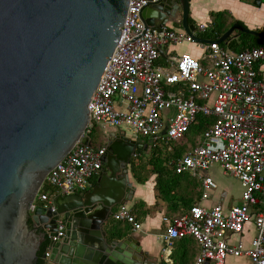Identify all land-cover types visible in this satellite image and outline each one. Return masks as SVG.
<instances>
[{
  "label": "water",
  "instance_id": "obj_1",
  "mask_svg": "<svg viewBox=\"0 0 264 264\" xmlns=\"http://www.w3.org/2000/svg\"><path fill=\"white\" fill-rule=\"evenodd\" d=\"M128 6L129 0H0V264H38L59 221L65 235L51 247V264L144 263L132 237L121 240L106 229L113 207L133 199L128 170L136 150L147 146L123 130L108 131L96 187L58 196L54 213L40 206L31 211L49 173L74 146L93 147L85 135L88 106ZM141 17L146 27L178 23L196 42H210L194 34L188 0L150 3ZM235 30L264 39L236 23L217 41ZM31 218L46 231L31 227Z\"/></svg>",
  "mask_w": 264,
  "mask_h": 264
},
{
  "label": "built area",
  "instance_id": "obj_2",
  "mask_svg": "<svg viewBox=\"0 0 264 264\" xmlns=\"http://www.w3.org/2000/svg\"><path fill=\"white\" fill-rule=\"evenodd\" d=\"M160 0H129L128 12L119 42L107 69L89 103L91 128H116L133 140L159 141L182 139L196 123L198 115L214 121L202 132L200 143L173 161L178 174L197 176L219 166L223 173L243 187L241 203L225 214L221 205L205 208L193 205L181 216L173 217L164 241L171 248L176 240L193 237L200 246L194 264H226L228 256H248L252 264H264V47L229 51L217 40L196 42L186 32L167 25L146 27L141 13L150 3ZM200 32L207 26L201 25ZM182 43H196L203 51L204 65L191 54L172 56L169 66L157 64L161 51ZM105 148L93 150L79 141L67 157L49 173L31 205L56 212L60 195L83 193L103 167ZM53 192L44 189L45 184ZM207 199L216 188L212 177L203 178ZM256 207V236L250 249L243 243L230 245L226 233H241ZM115 221H125L140 230L141 224L131 209L121 206ZM65 235L58 222V233L49 235L45 264H51L52 245ZM165 248V262L171 263Z\"/></svg>",
  "mask_w": 264,
  "mask_h": 264
},
{
  "label": "crops",
  "instance_id": "obj_3",
  "mask_svg": "<svg viewBox=\"0 0 264 264\" xmlns=\"http://www.w3.org/2000/svg\"><path fill=\"white\" fill-rule=\"evenodd\" d=\"M188 1V22L195 26L194 34L197 37L209 40L207 37L203 36V33L205 32H200L199 27L205 25L208 28L207 31L209 33L212 32L213 28L210 25L212 24V21L218 17H216L218 14H221L223 18V21H219L223 34H225L229 28L236 23L243 25L248 30L264 34V0H261L260 4H255V0ZM167 26L177 32H185L181 24L174 23ZM243 34L249 36L243 37ZM218 39L219 38H217V40ZM222 43V47L234 52L245 50L246 47L244 44L253 45L257 43L261 44V46L258 47H264V39L240 30H235L232 35L227 37ZM179 48L181 50H179ZM183 53L191 54L204 65L210 63L203 59V51H201L194 43H182L164 48L160 61L157 64L167 67L169 66V61L172 56H179ZM260 70L264 74V65H261ZM107 131L119 132L121 130L108 128ZM152 151L153 149L149 150L146 156L149 157ZM128 173L130 181L134 186V194L133 199L128 201L125 206L129 207L132 213L136 216L137 221L141 224V229H135L134 226L128 222L114 220L113 215L121 206H123L121 204H117L113 207V214L108 221L106 229L112 228L111 233L114 232L117 236H121V238H119L121 240L132 237L130 245L134 246L141 252L142 258L144 259L143 264H157L159 262H161L160 264H167L165 262L167 256L165 257V255L169 254V252L166 254L164 251L165 248H167L164 236L167 225L174 216L186 214L195 204H200L205 208H213L216 205H221L225 214H228L234 205L241 203V194L243 191L242 184L238 180L224 174L219 166H214L207 171H201L197 176H194L191 173H186V175H190L191 178L195 179V183L198 182L199 184L197 188L194 187L193 184L187 187V189L193 190L194 192L191 195L193 202L192 204L187 205V207L181 203L179 200L180 197H177V199L175 197V201L172 203L160 199L159 193L155 190V175L145 183H138L134 178L131 166L129 167ZM206 176L213 178L216 183V188L210 191L209 198L203 199L204 188L202 183L203 178ZM97 185L98 176L92 180V187L90 190ZM186 186L187 184H181L179 188H177V191L182 192L183 194V192L186 191ZM174 203L178 206L177 212H173L169 208L171 204L174 205ZM257 209L258 208L256 207L252 209L251 218L245 224L241 233H226V240L230 245L243 243L245 249H250L252 240L257 232L255 224V214ZM167 249H169L171 253L170 264H194L196 258L200 254V246L192 237H187L186 242L182 244L180 243V240L174 241L172 247ZM175 257L178 262L175 260ZM226 264H252V261L246 255L240 257L228 256Z\"/></svg>",
  "mask_w": 264,
  "mask_h": 264
},
{
  "label": "trees",
  "instance_id": "obj_4",
  "mask_svg": "<svg viewBox=\"0 0 264 264\" xmlns=\"http://www.w3.org/2000/svg\"><path fill=\"white\" fill-rule=\"evenodd\" d=\"M218 16V17H217ZM216 19L212 21L210 25L213 28L212 32H208L207 30L203 33V36L207 37L209 40H217L223 34V30L220 26L219 21H223L222 15H216ZM219 18V19H218ZM208 29V28H207ZM249 36L247 34H243V37ZM223 44V43H222ZM246 49L251 47H258L261 44H244ZM160 61V59H159ZM159 61L157 63H159ZM214 121L213 118L198 115L196 123L191 127V129L186 133V135L175 142H167L165 143L168 145L174 144L172 153L168 154V156L164 157L162 154L157 152L158 144L153 148L152 153L147 157L145 160H138L133 162L131 168L134 175V178L138 183H145L148 181L152 176L155 175L156 187L155 190L159 193V198L165 202L172 203L175 200V197H180L181 203L187 207V205L192 204L193 200L191 195L194 193L193 190L187 189L191 184L194 187H198V182L195 183V179L191 178L190 175H186V173L178 174L175 170L173 161L177 158L181 157L186 151L192 149L193 147L197 146L200 143V136L202 132L208 127L210 123ZM117 130V129H116ZM90 141L92 142L93 148H105L106 143L108 140V131L103 130L99 127L91 128L90 132L87 134ZM191 141L193 143L191 144ZM159 141L158 143H160ZM166 164V165H164ZM137 167V168H136ZM181 184H187L186 191L178 192L177 188ZM44 189L49 192H53V188H51L47 183L45 184ZM181 193V194H180ZM171 211H178L177 204H171L169 207ZM176 217V216H174ZM193 238V237H192ZM187 238L180 239V243L186 242ZM178 241V240H176ZM50 245V240L48 239L46 242L43 243L41 251L39 252V262L38 264H45L46 261L43 258V255L47 251ZM174 257V256H173ZM175 260H178L175 257Z\"/></svg>",
  "mask_w": 264,
  "mask_h": 264
},
{
  "label": "flooded vegetation",
  "instance_id": "obj_5",
  "mask_svg": "<svg viewBox=\"0 0 264 264\" xmlns=\"http://www.w3.org/2000/svg\"><path fill=\"white\" fill-rule=\"evenodd\" d=\"M131 140H133V139H131ZM135 141H137V140H135ZM138 141L145 143L147 146L146 147H142V149H140V150H136L137 155L135 157H132V162L138 161L139 160L138 157L140 155H145L146 156L148 151L152 150L154 148L153 144L150 142L149 139H147V140H138ZM29 224L34 229H37L39 232L46 231L43 224H36L35 221L32 218L29 219Z\"/></svg>",
  "mask_w": 264,
  "mask_h": 264
},
{
  "label": "rangeland",
  "instance_id": "obj_6",
  "mask_svg": "<svg viewBox=\"0 0 264 264\" xmlns=\"http://www.w3.org/2000/svg\"><path fill=\"white\" fill-rule=\"evenodd\" d=\"M196 46H198V44L194 43ZM179 50H181L179 48ZM193 143V141H191V144ZM173 147H174V144H166L164 140H162L160 143H158V149H157V152L159 154H162V156L166 157L168 156V154L172 153L173 151ZM147 158V156L145 155H140L138 157L139 160H145ZM137 168V167H136Z\"/></svg>",
  "mask_w": 264,
  "mask_h": 264
}]
</instances>
